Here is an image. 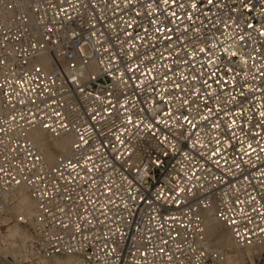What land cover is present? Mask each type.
<instances>
[{"label":"built area","instance_id":"built-area-1","mask_svg":"<svg viewBox=\"0 0 264 264\" xmlns=\"http://www.w3.org/2000/svg\"><path fill=\"white\" fill-rule=\"evenodd\" d=\"M210 211L264 245V0H0V264H228Z\"/></svg>","mask_w":264,"mask_h":264},{"label":"bare ground","instance_id":"bare-ground-1","mask_svg":"<svg viewBox=\"0 0 264 264\" xmlns=\"http://www.w3.org/2000/svg\"><path fill=\"white\" fill-rule=\"evenodd\" d=\"M46 132H47L46 130L40 127L34 128L30 131V137L33 140V142L37 145V147L40 149L45 159L49 163H54L60 156L67 154L70 151L74 137L71 134L55 136L49 132L47 133L50 135H47ZM33 208H34L33 201L31 200V198L27 193H23L18 202V207H17L18 211L30 212ZM206 217H207V234L210 242L214 244L216 243L220 248L232 247V246H236L238 249L240 248L237 244H235L229 231L225 229L226 228L225 225L216 218L214 212L212 211L208 212L206 214ZM18 227H16L15 229L16 232L19 229ZM223 229H225L226 236L223 232ZM16 232L14 231V233ZM219 234L222 237L217 239V236H219ZM225 237L228 238L225 239ZM219 240L221 241L219 242ZM252 250L254 251L252 252ZM247 252L248 253L252 252L248 256L250 257L251 261L254 262L255 261L253 257L254 252H264V245L248 247ZM244 253H242L241 249H239V253H237L234 257H232L231 254L227 252L226 254H227L228 264H230L232 259H234L237 262V264H243L245 262L244 256L246 255ZM71 262H72V258H68V261L65 262L63 258L58 257L57 261L52 262V264H71Z\"/></svg>","mask_w":264,"mask_h":264},{"label":"rangeland","instance_id":"rangeland-1","mask_svg":"<svg viewBox=\"0 0 264 264\" xmlns=\"http://www.w3.org/2000/svg\"><path fill=\"white\" fill-rule=\"evenodd\" d=\"M47 133V132H46ZM47 135H50V134H48L47 133ZM9 216H11V215H9ZM5 220H8V218H6ZM9 228H8V234H7V240H10V243L11 244H14V243H16V240H17V238L18 237H20V238H25L26 237V235H27V233H26V226H23V227H21L19 224H15V225H12V223H10L9 225ZM19 226V227H18ZM16 227H18L17 229V232H16ZM225 229H227V228H225ZM225 229H223V232H224V234H225V236H226V232H225ZM14 231L16 232V233H14ZM227 231H229L228 229H227ZM14 233V234H13ZM230 233V232H229ZM13 234V235H12ZM25 236V237H24ZM220 237H222V236H220V234H219V236H217V239L218 238H220ZM226 238H228V237H225V239ZM6 239H4V241H7ZM221 240H219V242H220ZM216 247H218V248H220L216 243L214 244ZM224 249L227 251V252H229L230 254H231V256L232 257H234L237 253H239V249H241V251H242V253H244V252H246V253H244V254H246L244 257V263L243 264H247V263H249L250 262V257L248 256V255H250L254 250H252V252L251 253H248L247 252V248H237L236 246H232V247H224ZM258 252H254V254H253V257L257 254ZM1 254V258L3 259V261H4V259H5V254H3L2 252L0 253ZM58 257L59 258H63V260L65 261V262H67L68 261V258H64V257H60V256H55L52 260H48V259H41L40 261L42 262V264H46V263H48V264H52V262H56L57 261V259H58ZM7 259V261L6 262H8V264H12V261H10L8 258H6ZM41 264V263H40ZM230 264H237V262L234 260V259H232L231 260V262H230Z\"/></svg>","mask_w":264,"mask_h":264}]
</instances>
